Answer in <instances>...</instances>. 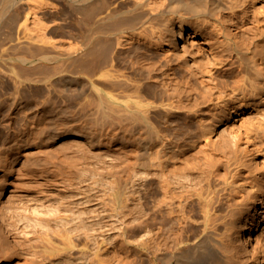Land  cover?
<instances>
[{
    "label": "bare ground",
    "instance_id": "bare-ground-1",
    "mask_svg": "<svg viewBox=\"0 0 264 264\" xmlns=\"http://www.w3.org/2000/svg\"><path fill=\"white\" fill-rule=\"evenodd\" d=\"M0 85V264H264V0H0Z\"/></svg>",
    "mask_w": 264,
    "mask_h": 264
},
{
    "label": "rangeland",
    "instance_id": "rangeland-1",
    "mask_svg": "<svg viewBox=\"0 0 264 264\" xmlns=\"http://www.w3.org/2000/svg\"><path fill=\"white\" fill-rule=\"evenodd\" d=\"M50 22V23H49ZM61 23H65V20L64 19H61L60 17H56V19L54 18V20L52 19H47V24L49 25H54L55 24V26H57V25H59V24H61ZM58 36V37H57ZM59 36H60V39L61 38H63V39H61L62 41L63 40H65V42H69V41H71V40H67V39H69V36H63V35H60V34H55V38L57 37L58 39H59ZM71 38V37H70ZM60 39L59 40H57L56 39V43L57 44H60L61 43V41H60ZM67 40V41H66ZM75 41V40H74ZM73 41V42H74ZM60 42V43H59ZM122 66V65H121ZM123 67V66H122ZM121 67V68H122ZM125 65H124V67L122 68V69H120V66H119V69L120 70H124L125 71V73H127L128 74V70L127 69H129V68H127L126 67V69H125ZM5 72V71H4ZM6 73V72H5ZM2 74H3V72H2ZM4 75V74H3ZM4 76H6V74L4 75ZM3 76V77H4ZM35 84L37 83V82H34ZM33 83V85H32V89H30V92H33V91H37V89L39 90V89H41L40 88V84L41 83H39V85L38 86H36L35 84ZM0 91L3 93L2 95L3 96H5L6 95V93H10L9 92V90H5V89H3V87L0 85ZM39 87V88H38ZM2 89V90H1ZM5 90V91H4ZM5 93V94H4ZM34 93H36V92H34ZM7 94V95H8ZM6 95V96H7ZM35 96H38L37 94H35ZM153 98V97H152ZM151 98V96H149V97H147L146 99L148 100H150V101H152L153 102V104H156L154 101H157V103H158V101L160 100V98H157L156 100L153 98L152 99ZM152 99V100H151ZM188 100V101H187ZM188 103L189 102V97H186L185 99H182L180 102H177V101H175V103H179V107L177 106V110H180V112H179V114L177 115V114H170V115H164L163 113H162V111H161V109L160 108H158V106H156V107H153V109H155V110H150L149 112L150 113H152V114H150L149 112H148V115H149V117L151 118V120H150V118H149V120H150V122H151V125L153 126V128L154 129H156V133L158 134V132H159V134H160V132H161V134H165V133H167V134H170L171 135V132L172 131H174V130H176V128L178 127H181V126H186L185 125V122L187 121V119H188V116H187V114H185L184 115V113L185 112H187L186 111V107H185V104H187L186 102ZM184 104H183V103ZM180 103H181V105H180ZM32 105V106H31ZM23 106V102L21 103V101H20V103L18 104V108H19V110L20 111H18V110H13V114H17V116H19V115H21L22 116V120H21V118H19V117H21V116H19L18 118H19V120H18V118H16L15 116L16 115H14L13 117L15 118V127L13 128V135L15 136V137H17L18 139H16V140H19L20 141V139L19 138H21V137H23V136H29L27 133H29V132H31V130H29V129H32L33 127H35L36 125H38V121H37V115H39V113H38V111L40 112L41 111V109H40V106L37 104V103H35V102H31L29 105H27V107L26 108H24L23 110H22V107ZM31 106V107H30ZM184 106V107H183ZM36 107V108H35ZM38 108V109H37ZM183 109V110H182ZM21 110H22V112H24L23 114L21 113ZM11 111V110H10ZM16 111V112H15ZM35 111V112H34ZM158 111V112H157ZM8 113V114H7ZM19 113V114H18ZM6 115L4 116L5 118L3 119V120H1V122L2 121H4V120H8L7 119V117L8 116H10L9 115V112H6L5 113ZM163 114V115H162ZM160 116L159 117V119H158V116L157 117H155V116ZM175 115V116H174ZM178 117H177V116ZM184 115V116H183ZM161 116H164V117H161ZM166 116V117H165ZM24 117V118H23ZM26 117V118H25ZM35 119H34V118ZM173 117V118H172ZM185 117V118H184ZM16 119L18 120V121H16ZM32 119V120H31ZM162 119V120H161ZM174 119H175V121H174ZM186 119V120H185ZM168 120V121H167ZM172 120V121H171ZM180 120V121H179ZM184 120V121H183ZM9 121V120H8ZM8 121H6V122H8ZM21 121V122H20ZM22 121H23V123H22ZM37 121V122H36ZM162 121V122H161ZM163 121H165V122H163ZM1 122H0V124H1ZM5 121L0 125V130H1V133H2V135H0V145L2 146L5 142H6V140H7V138H5L6 137V131H9L8 130V127L6 126L7 125V123H6ZM168 122H172V123H168ZM178 122V123H177ZM20 123V124H19ZM37 123V124H36ZM168 123V124H167ZM177 125H176V124ZM30 124V125H29ZM32 124V125H31ZM162 124H163V126H164V129L165 130H162ZM166 124V125H165ZM172 124V125H171ZM25 125V126H24ZM29 125V126H28ZM157 127H156V126ZM5 127L4 128V130H3V128L2 127ZM28 126V127H27ZM167 126V127H166ZM22 127V128H21ZM31 127V128H30ZM159 127V128H158ZM173 127V128H172ZM2 128V129H1ZM7 128V129H6ZM158 128V129H157ZM161 128V129H160ZM171 128V129H170ZM175 128V129H174ZM177 128V129H178ZM25 129V130H24ZM3 130V131H2ZM15 130V131H14ZM157 130H159V131H157ZM170 131V132H168V131ZM138 131H140V132H138ZM136 133L138 134L139 133V135H142V136H144L145 134H146V129L144 128V127H139V130H138ZM33 133V132H32ZM30 134V136H29V142H28V144L27 145H25V147H23L26 151H27V149H29V150H31V149H33V150H35L36 149V144H34V142H35V140H39L40 138H42V140L44 139V134L43 135H37L36 133H34V134H32L31 135V133H29ZM21 135V136H20ZM23 135V136H22ZM35 135V136H34ZM33 136H34V138H33ZM38 136V137H37ZM172 136V135H171ZM82 135L79 137V139H81V140H84V138L82 137ZM169 137V136H168ZM39 138V139H38ZM195 137H192V139H194ZM33 139V140H32ZM32 141V142H31ZM85 141V140H84ZM28 146V147H27ZM24 150V151H25ZM34 156H39L38 154H33ZM23 157V156H22ZM41 160V161H40ZM23 165V163H21V161L19 162V163H17V166H18V170H17V173H19L18 175V177H19V180L21 181V182H26L27 181V179H25V177H26V175L24 174V173H27V171H29L30 172V177H29V181H27V182H29V185L31 186V184H32V188H33V190H40L41 191V194L44 192L43 191V187H44V185H45V183H46V171H45V166L46 165H44L45 163H44V161H43V159H36V161L35 162H33V163H31L30 164V168H24V167H26L25 166V164L23 165V166H21V165ZM35 165V166H34ZM42 165V166H41ZM31 166H33V167H31ZM37 166V167H36ZM41 166V167H40ZM45 168H44V167ZM21 169H22V171H21ZM31 170H33V171H31ZM24 171V172H23ZM40 171V172H39ZM36 174V175H35ZM21 176H22V178H21ZM24 178V179H23ZM37 178V179H36ZM23 179V180H22ZM23 182V184H21V185H24L25 183ZM36 182V183H35ZM37 184V185H36ZM43 184V185H42ZM36 185V186H35ZM38 185H41V186H38ZM38 186V187H37ZM42 187V188H41ZM39 188V189H38ZM36 190V191H37ZM40 191H37V192H39L40 193ZM146 232H148V231H146ZM145 234V236H149L150 234H149V232L148 233H144ZM147 234V235H146ZM147 236V237H148ZM145 255H143L142 257H139V256H137L136 257V261L137 262H139V263H137V264H149V262H148V259H147V257H144ZM139 261H138V260ZM146 260V261H145ZM141 262V263H140Z\"/></svg>",
    "mask_w": 264,
    "mask_h": 264
}]
</instances>
